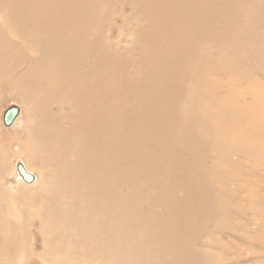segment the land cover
<instances>
[{
	"label": "bare ground",
	"instance_id": "6f19581e",
	"mask_svg": "<svg viewBox=\"0 0 264 264\" xmlns=\"http://www.w3.org/2000/svg\"><path fill=\"white\" fill-rule=\"evenodd\" d=\"M240 1L0 0V87L27 111L16 144L35 176L0 186V264L39 240L44 264H264L247 155L249 137L264 146V102L206 67L236 23L264 45V0L259 18Z\"/></svg>",
	"mask_w": 264,
	"mask_h": 264
},
{
	"label": "rangeland",
	"instance_id": "374dc122",
	"mask_svg": "<svg viewBox=\"0 0 264 264\" xmlns=\"http://www.w3.org/2000/svg\"><path fill=\"white\" fill-rule=\"evenodd\" d=\"M240 2H242L241 6L244 7L242 11H239L241 17L247 15L252 18H259L260 16H262L260 14V11L258 10L259 6H261L260 5L261 0H241ZM241 6L238 9H240ZM117 9L119 8L117 7ZM262 18L264 21V16ZM117 21L119 23H122L123 19L120 18ZM240 31H246L249 40L250 39L254 40L255 36L258 37V32L256 30L247 31L245 28L239 27L238 23H236V25L232 27L231 30H228L227 32L228 37L226 41H223L220 45L210 46L209 48L210 57L209 60L207 61L208 63L206 67L209 69L210 75H213L219 69H225L226 71H228V73H230V75L231 74L233 75L234 82L243 84L242 87L244 88L248 87L245 90L250 89L253 92L257 90L259 99L264 102V45L262 43L256 45L255 43H247L245 41H239L236 32L240 33ZM117 37L118 34L115 35L114 39H116ZM225 42H226V46H225ZM227 48L228 51L230 50L231 52V50H234L237 51L238 54H235V57L231 59V62L227 64L224 63L221 64L222 56L219 53L224 54ZM226 75L228 76L229 74L226 73ZM2 89L3 88L0 87V165L3 169V172L0 175V182H1L0 186H2L3 184L4 187H9L11 185L16 186L18 183V180L15 175L16 172L18 173L17 166L19 163L24 164V166L26 165L28 168L30 167L31 162L28 159V155L24 153L22 149L18 147L16 144V141L19 138V132L27 122L28 114L27 111L23 108V106H21L19 103L14 101L12 98L4 96L3 95L4 92H2ZM13 105H16L20 108L21 116L18 118L17 123H15L13 126L6 127L3 120L4 113L7 111V109H9ZM262 116H264V112H260L257 115V117H262ZM215 122L220 123V121L218 120H215ZM233 133H235V135L233 134L232 136L227 135V137L224 138H226L228 141L229 139L230 140L234 139V137L236 139L237 133L234 131ZM249 140L254 141L255 143L254 147L256 150L251 149L247 155L250 156L251 159H254L256 161V166H258L261 173V179L264 180V156H262L264 154V150L258 152V150L264 149V146L257 145L258 143H256V141L251 137H249ZM239 146L240 145H238L237 148H239ZM244 163L248 164V166H252L254 164L253 162H249L245 160ZM33 173L36 176L40 175L39 174L40 172H38V170L35 169ZM27 185H31V184H27ZM243 220L254 221L255 218L252 217L251 215H247ZM231 223L234 225L236 221L233 220ZM249 232L254 237L255 235L258 236L259 234L256 228H251ZM240 236L242 237V235H239V233H237L235 237H231L230 233L227 232L222 236V239L229 238L235 244L243 245L244 240H242ZM38 237L41 238L40 236ZM258 238L256 237L257 240ZM202 239L203 242L207 241L206 238H202ZM262 240L264 239L262 238ZM38 244L40 246L38 247L34 256L30 258L26 263L24 262V264H44V262L38 258V255L43 251L42 249L43 240H39ZM245 246H249V244L246 243V240H245ZM254 248L256 250H259L264 255L263 248H260L256 244ZM217 253L221 255L219 251Z\"/></svg>",
	"mask_w": 264,
	"mask_h": 264
},
{
	"label": "water",
	"instance_id": "95a60500",
	"mask_svg": "<svg viewBox=\"0 0 264 264\" xmlns=\"http://www.w3.org/2000/svg\"><path fill=\"white\" fill-rule=\"evenodd\" d=\"M20 113L21 110L16 105H13L9 109H7L3 118L5 126L11 127L16 121V119L20 116ZM17 170L26 183L31 184L35 182V176L27 172L24 164L19 163L17 166Z\"/></svg>",
	"mask_w": 264,
	"mask_h": 264
}]
</instances>
